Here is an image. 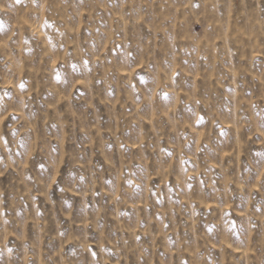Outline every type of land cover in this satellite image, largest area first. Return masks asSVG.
I'll return each instance as SVG.
<instances>
[{
  "label": "rangeland",
  "instance_id": "1",
  "mask_svg": "<svg viewBox=\"0 0 264 264\" xmlns=\"http://www.w3.org/2000/svg\"><path fill=\"white\" fill-rule=\"evenodd\" d=\"M0 264H264V0H0Z\"/></svg>",
  "mask_w": 264,
  "mask_h": 264
}]
</instances>
